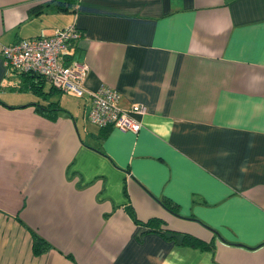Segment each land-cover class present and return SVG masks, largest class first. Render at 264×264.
<instances>
[{
	"label": "crops",
	"instance_id": "crops-1",
	"mask_svg": "<svg viewBox=\"0 0 264 264\" xmlns=\"http://www.w3.org/2000/svg\"><path fill=\"white\" fill-rule=\"evenodd\" d=\"M64 2L0 0V264H264V0ZM71 24L63 59L144 105L138 132L4 65L3 45Z\"/></svg>",
	"mask_w": 264,
	"mask_h": 264
},
{
	"label": "built area",
	"instance_id": "built-area-1",
	"mask_svg": "<svg viewBox=\"0 0 264 264\" xmlns=\"http://www.w3.org/2000/svg\"><path fill=\"white\" fill-rule=\"evenodd\" d=\"M81 31L74 25L56 29L48 36H32L15 43L3 45L1 55L7 68L43 76L61 92L77 96L87 93L91 100L88 111L90 123L100 127H115L121 131L138 132L141 122L137 118L146 111L141 104L129 109L119 106L120 94L110 86L102 85L95 91H86L83 79L89 70L84 61L63 59L64 51L81 37Z\"/></svg>",
	"mask_w": 264,
	"mask_h": 264
},
{
	"label": "trees",
	"instance_id": "trees-1",
	"mask_svg": "<svg viewBox=\"0 0 264 264\" xmlns=\"http://www.w3.org/2000/svg\"><path fill=\"white\" fill-rule=\"evenodd\" d=\"M53 1L56 2L55 7L57 10H60V11H67L68 10L67 8L69 7V5H66L64 0H53ZM71 1L73 4H74V2H76V0H71ZM44 5H49V4L48 3L41 4L38 7L33 8L32 11L33 12L35 11L34 12L35 14L41 13L42 7H44ZM70 6H73V5L70 4ZM8 69L16 71L15 69H12V68H8ZM18 73L26 75L27 77L33 76L34 78H36L37 81H40V79H42L41 81L46 80L43 76H40L37 74H31V73H25V72H22V73L18 72ZM27 87L29 89H31L32 91L38 93V91H40L42 89V84L40 82L38 83V82L32 81V82L27 84ZM50 89H53V87ZM0 103L3 104V102H1V101H0ZM36 110L40 111V113L42 115L53 119V118H55L54 112L58 111V110L60 111L61 107H60L58 102H49L47 105H39L38 107H36ZM162 204L168 210L172 211L173 208L167 200L162 201ZM131 214L134 217V213L132 211H131ZM158 222H159L158 219H150V220H147L146 222H144V224L147 226L153 227ZM159 232H161V231H159ZM180 236H181V242L183 244H190L193 246H199L201 248L209 247V245L207 243H205V242H203V241H201V240H199V239H197V238H195L189 234H180ZM32 239H33L32 240V251L36 255L42 254L51 248V245L44 238H42L41 236H39L35 232L32 233Z\"/></svg>",
	"mask_w": 264,
	"mask_h": 264
},
{
	"label": "rangeland",
	"instance_id": "rangeland-1",
	"mask_svg": "<svg viewBox=\"0 0 264 264\" xmlns=\"http://www.w3.org/2000/svg\"><path fill=\"white\" fill-rule=\"evenodd\" d=\"M48 88H49V84L46 82L45 85H44V89H45V91H47ZM19 95H21V94H19Z\"/></svg>",
	"mask_w": 264,
	"mask_h": 264
}]
</instances>
